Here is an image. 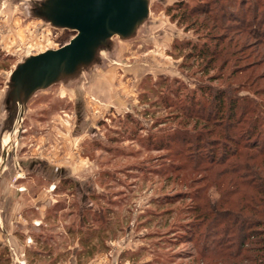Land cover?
Instances as JSON below:
<instances>
[{"label": "rangeland", "instance_id": "1", "mask_svg": "<svg viewBox=\"0 0 264 264\" xmlns=\"http://www.w3.org/2000/svg\"><path fill=\"white\" fill-rule=\"evenodd\" d=\"M38 1L0 0V259L4 264H204L195 260L199 245L194 244L209 228L191 230L188 209L205 193L217 200L220 192L206 188L204 172H192L189 165L174 168L172 157L157 145L177 123L158 99L159 93L168 94L160 82L168 78L171 88L179 81L192 89L205 80L200 65L180 68L182 53L172 45L206 39L166 14L177 0H148V18L132 38L113 37L92 66L37 91L18 124V114L4 100L11 70L24 57L56 49L74 35L34 17ZM185 1L191 6L197 0ZM256 4L260 12L264 0H235L233 9L249 19ZM260 71L249 70L253 76ZM249 78L240 73L212 84L231 85L243 103H260L256 112L264 115V95L253 94L264 83L250 86ZM9 136L11 143L4 141ZM9 143L5 159L1 147ZM66 179L74 185L62 184ZM220 229L209 232L213 241L221 239Z\"/></svg>", "mask_w": 264, "mask_h": 264}, {"label": "trees", "instance_id": "2", "mask_svg": "<svg viewBox=\"0 0 264 264\" xmlns=\"http://www.w3.org/2000/svg\"><path fill=\"white\" fill-rule=\"evenodd\" d=\"M226 1L220 6L214 0H197L188 6L185 0H177L165 9L176 24L206 39L201 44L183 41L172 45L179 55L182 53L180 68L200 65L205 80L192 89L179 81L171 88L168 78L158 83L169 94L158 92V99L169 111L167 117L177 123L176 129L159 136L157 146L172 157L174 168L189 165L192 172H204L206 188L220 192L217 200L205 193L188 209L194 220L187 222L191 230L202 225L210 230L197 237L195 260L198 257L204 264H264V115L257 113L260 103H243L232 93L231 85L212 84L247 72L250 78L246 84L264 83V19L260 17L264 8L259 12L256 4L248 19L237 15L241 10L233 9L235 0ZM257 68L261 71L253 76L249 70ZM210 69L217 73L209 75ZM253 94L264 95V84ZM173 145L176 151L171 149ZM178 176L174 174L173 179ZM61 183L74 185L68 179ZM80 223H84L83 217ZM219 228L221 239L213 241L209 232ZM0 264H4L3 259Z\"/></svg>", "mask_w": 264, "mask_h": 264}, {"label": "water", "instance_id": "3", "mask_svg": "<svg viewBox=\"0 0 264 264\" xmlns=\"http://www.w3.org/2000/svg\"><path fill=\"white\" fill-rule=\"evenodd\" d=\"M31 13L46 25L73 31L74 35L56 49L24 57L11 70L4 100L10 103L9 110L18 114V124L24 105L37 91L74 78L92 66L100 52L108 50L113 37L132 38L148 18L149 3L148 0H39ZM12 131H17L16 125ZM6 140L11 143V136ZM10 143L1 147L5 159L11 154Z\"/></svg>", "mask_w": 264, "mask_h": 264}]
</instances>
